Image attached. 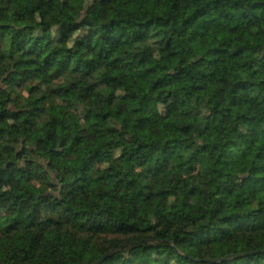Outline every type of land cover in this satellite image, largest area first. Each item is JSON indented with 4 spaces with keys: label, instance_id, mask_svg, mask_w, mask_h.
Returning a JSON list of instances; mask_svg holds the SVG:
<instances>
[{
    "label": "trees",
    "instance_id": "1",
    "mask_svg": "<svg viewBox=\"0 0 264 264\" xmlns=\"http://www.w3.org/2000/svg\"><path fill=\"white\" fill-rule=\"evenodd\" d=\"M106 255L264 264V0H0V264Z\"/></svg>",
    "mask_w": 264,
    "mask_h": 264
},
{
    "label": "rangeland",
    "instance_id": "2",
    "mask_svg": "<svg viewBox=\"0 0 264 264\" xmlns=\"http://www.w3.org/2000/svg\"><path fill=\"white\" fill-rule=\"evenodd\" d=\"M125 101H126L127 105H133L134 103H136L135 99L132 98V97H127V98L125 99ZM57 172H58V173L61 172V169H60L59 166H57Z\"/></svg>",
    "mask_w": 264,
    "mask_h": 264
},
{
    "label": "water",
    "instance_id": "3",
    "mask_svg": "<svg viewBox=\"0 0 264 264\" xmlns=\"http://www.w3.org/2000/svg\"><path fill=\"white\" fill-rule=\"evenodd\" d=\"M106 257H107V255L105 257H103L101 260H99L96 264H99L100 262H102Z\"/></svg>",
    "mask_w": 264,
    "mask_h": 264
}]
</instances>
